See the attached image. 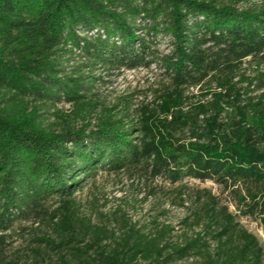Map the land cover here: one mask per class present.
Wrapping results in <instances>:
<instances>
[{
	"label": "trees",
	"instance_id": "obj_1",
	"mask_svg": "<svg viewBox=\"0 0 264 264\" xmlns=\"http://www.w3.org/2000/svg\"><path fill=\"white\" fill-rule=\"evenodd\" d=\"M247 63L264 64V0H0V264H18L7 249L20 214L73 197L100 171L136 182L146 199L189 182L220 188L225 200L206 196L193 222L202 230L166 261L204 255L212 235L206 264H264V246L237 222L264 228V73L249 96ZM153 67L162 82L151 101L107 107L95 92L96 73ZM72 221L60 222L66 246ZM165 233L131 228L110 251L94 236L87 250L101 249L97 264H159Z\"/></svg>",
	"mask_w": 264,
	"mask_h": 264
},
{
	"label": "rangeland",
	"instance_id": "obj_2",
	"mask_svg": "<svg viewBox=\"0 0 264 264\" xmlns=\"http://www.w3.org/2000/svg\"><path fill=\"white\" fill-rule=\"evenodd\" d=\"M158 49L167 52V42L161 43ZM80 62L76 58L69 66ZM259 73H264V64H245L240 71V75L245 77V84L242 86L255 80ZM96 76L102 79L97 83L95 92L107 107L114 106L122 99H130L135 103L151 101L153 92L162 82L161 72L154 67L150 70L139 69L120 74L96 73ZM253 82L248 93L249 96L256 97L261 91L256 88L258 81ZM191 93L196 94L198 91L190 90L189 94ZM56 109L64 113L72 110L65 102L57 104ZM55 110L46 115L48 124L57 122L53 116ZM185 186L187 187L180 191L163 190L156 199H146L147 192L136 182H131L122 175H110L100 171L88 179L73 197L65 200L54 197L43 202L38 212L20 214L8 233L7 256L18 264H97L95 259L101 249L87 250L94 236L102 238V246L110 251L118 248L130 234L131 228H134L147 235L166 231L164 242L168 247L159 264H206V260L213 257L217 250V243L212 235L206 236L204 240V255L182 261L176 258L166 261L167 254L175 247L183 245L202 230L193 222L197 212L205 213L202 204L206 201V196L210 194L225 200L220 188L211 182H189ZM197 192L203 194V201L198 199ZM182 200H185L183 207ZM230 212L234 213L235 209L231 207ZM64 214L73 219L71 234L75 237L71 245L67 246L70 237L60 227ZM186 218L190 220L184 224ZM153 222H157V225ZM237 222L240 228L255 236L264 246V228L257 220L237 217ZM206 223L204 221L201 226H206ZM47 241L59 249L53 250ZM134 264L155 262L141 257Z\"/></svg>",
	"mask_w": 264,
	"mask_h": 264
}]
</instances>
